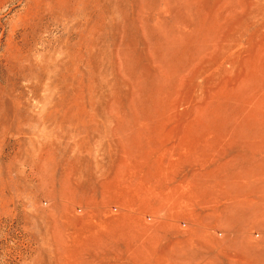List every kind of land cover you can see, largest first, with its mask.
<instances>
[{"label": "rangeland", "instance_id": "374dc122", "mask_svg": "<svg viewBox=\"0 0 264 264\" xmlns=\"http://www.w3.org/2000/svg\"><path fill=\"white\" fill-rule=\"evenodd\" d=\"M0 264H264V0H0Z\"/></svg>", "mask_w": 264, "mask_h": 264}]
</instances>
